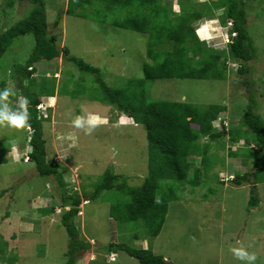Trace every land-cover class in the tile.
<instances>
[{"label": "rangeland", "instance_id": "rangeland-1", "mask_svg": "<svg viewBox=\"0 0 264 264\" xmlns=\"http://www.w3.org/2000/svg\"><path fill=\"white\" fill-rule=\"evenodd\" d=\"M7 1L0 0V34L29 16L34 7L31 0H13L11 6ZM170 1L163 0V3L173 2ZM174 1L175 4L168 5L167 9L179 11L177 0ZM244 1L249 35L257 50V56L248 63L253 71L240 75L235 65L230 64L234 69L227 80L147 81L149 100H187L199 106L225 104L227 109L220 112L219 118L231 128L241 121L248 105V94L253 91L263 93V97L256 98L264 117V81H260L264 78V0ZM44 2L50 35L60 38V45L69 48L74 56L99 67L109 85L124 87L130 79L143 76V66L150 61L146 54L149 37L112 24L116 17H124L126 10L115 14L99 4L101 12H96L92 6L87 8L88 17L83 18L67 14L68 0ZM221 15L222 10L195 24L198 39H205L219 51L226 47L229 39L225 26L220 23ZM34 43L32 34L20 36L0 58V88L7 86L13 90L17 87L14 66L26 61ZM36 66L39 71L33 75L35 88L45 87L46 77L56 79L52 80H55L57 96L43 97L40 107L41 113L48 117L45 121L48 153L50 159L59 164L68 191L87 199L107 169L127 177L131 186L142 185L148 175L145 127L118 123L121 112L96 99L102 96V90L95 76L78 70L70 61L65 63L63 56L39 61ZM244 80L250 81L249 86ZM4 81L6 84L2 86ZM74 90L77 92L73 96L67 93ZM59 91L62 94H58ZM89 112L99 116L100 123L86 134L71 122L77 115ZM219 118L214 122L218 130L222 128ZM129 121L133 123L132 119ZM25 138L24 128L0 125V192L6 190L0 198V246H3L0 264H65L70 236L61 222L59 191L62 188L55 196H50L59 183H48L38 175L34 164L28 160L31 147ZM209 143V166L199 176L198 185H189L186 192L178 190V198L171 201L164 226L155 238L147 234L141 222L139 225L120 224L110 217L112 204L123 200L114 189L81 204L75 222L81 240L90 249L75 254L76 264H139L136 258L116 247L119 243L151 249L175 264H240L229 251L230 247L252 244L248 250L257 253L256 264H264V183L257 184L259 205L248 210L252 185L248 182L237 185L230 176L250 170L252 160L234 158L229 153L232 143L227 136ZM252 143L251 140L250 145ZM246 145L241 142L240 153L248 151ZM161 186L169 187L167 180H163ZM52 205L56 206L54 212L42 213ZM8 211L10 219L5 216ZM112 244L115 250L112 251L117 254L113 262L109 259Z\"/></svg>", "mask_w": 264, "mask_h": 264}, {"label": "trees", "instance_id": "trees-1", "mask_svg": "<svg viewBox=\"0 0 264 264\" xmlns=\"http://www.w3.org/2000/svg\"><path fill=\"white\" fill-rule=\"evenodd\" d=\"M22 1V0H19ZM34 4L29 16L0 34V58L11 48L14 41L23 35L32 34L34 46L30 56L23 64L14 66L13 76H16L17 87L13 89L16 99L20 96L29 100L30 127L24 128L25 142L32 148L28 154L29 161L34 164L38 175L53 184L59 183L50 196H55L60 188L59 202L61 222L70 236V249L67 252L68 260L65 264H75V254L81 250L90 249L81 240L80 232L75 219L80 212L82 197L76 192L68 191L59 164L50 159L48 153V139L45 133L47 116L41 113L38 107L43 97L56 95V86L52 79L45 78V87L35 88L34 74L39 69V61H51L63 56L65 63L72 62L80 71L95 76V81L102 90V96L96 98L113 105L120 112L129 115L136 124L143 125L148 140V175L140 186H131L128 178L107 169L87 198L96 199L105 191L116 190L123 196V200L112 204L110 217L120 224L141 222L147 234L157 237L166 220L171 201L178 198V190L186 192L189 185H198L197 180L203 170L209 165L210 141L227 136L232 145L229 147L234 158L246 157L251 159L250 170H245L234 176L232 180L237 185L250 183V197L248 210L260 203L257 184L264 183V117L259 111L256 97H263V93L249 92L248 105L241 121L231 128L222 125L218 130L213 122L219 118L220 112L226 111L225 104H210L199 106L187 100H149L146 91V82L165 79H218L227 80L232 69L243 75L252 72L248 63L257 56L248 31V14L245 10L244 0H177L179 11L168 8L175 4H164L163 0H68L67 14L85 18L88 9L94 7L101 12L100 5L119 14L126 10L124 17H116L112 24L146 34L147 57L143 66V76L134 77L124 87L116 88L109 85L99 67L93 66L83 58L74 56L69 48L61 46L60 38L50 35L48 28V15L44 0H31ZM192 1V2H190ZM13 0H8L10 6ZM203 4V5H202ZM222 10L220 23L228 27L230 33L237 34L232 37L222 50H216L204 41H200L196 34L195 24L204 20L206 16H213ZM225 14V15H224ZM235 65L231 69V66ZM44 79V77H43ZM261 83L264 78H260ZM249 86V82L244 80ZM6 82H2L4 86ZM62 86V84H61ZM78 87V81L75 80ZM34 87V88H33ZM60 90V89H58ZM77 90L67 91L73 96ZM58 94H62L60 91ZM62 96V95H61ZM252 138V139H250ZM204 139H207L206 142ZM246 139L245 141H243ZM252 140V144L250 142ZM241 142L247 144V152L240 153ZM236 146V148H234ZM228 147V146H227ZM205 173V172H204ZM54 178L52 179V177ZM191 178V179H190ZM167 180L168 186H161ZM54 181V182H52ZM52 186V185H51ZM194 192L195 190H190ZM6 190L0 192V198ZM49 193V192H48ZM54 205L42 213L54 212ZM10 219L11 212L5 214ZM12 236L15 235L12 233ZM109 246V251L114 250ZM116 247L125 250L129 256L136 258L139 264H175L166 260L162 254H156L151 249L132 248L122 243ZM3 246H0V250ZM115 251V250H114Z\"/></svg>", "mask_w": 264, "mask_h": 264}, {"label": "clouds", "instance_id": "clouds-1", "mask_svg": "<svg viewBox=\"0 0 264 264\" xmlns=\"http://www.w3.org/2000/svg\"><path fill=\"white\" fill-rule=\"evenodd\" d=\"M229 26H231V23H228V25L223 27L226 30L227 37H229L227 43L230 42L232 40V37H235L237 34L235 31L230 33V31L228 30ZM200 41L206 42L205 39H202ZM51 78H55V77H51ZM15 96H16L15 91L10 89L9 87L5 86L4 88H0V125H6L8 127L16 128V129L30 127V124H29V120H30L29 100L27 97H24V96H20L16 99H10V97H15ZM55 96H57V95H55ZM51 97H54V96H51ZM42 104L43 103H41L38 106L40 109H41L40 106ZM124 117L127 119V121L124 119ZM129 119H132V118L129 115L121 112V115L117 119V122L122 124V125L136 124L134 121H133V123H131L129 121ZM217 120H215V121H217ZM219 120H220L219 122L221 123L220 127H222V125H223L222 120L220 118H219ZM214 122H213V124H214ZM71 123L75 128L83 129L86 134H90L95 129V127H97L98 124L100 123V118H99V116L89 112V113L77 115L72 120ZM214 127H217V126L214 125ZM251 146H254V145L251 144ZM31 150H32V148H31ZM28 160H29V157H28ZM234 176L235 175L230 176V180H233ZM222 181H224V178L222 179ZM87 202H88V200L84 199L82 204H86ZM78 215H80V212L78 213ZM250 248H252V244L245 245V244L241 243L239 246L230 247L229 251L232 253V256L237 261L240 262V264H256L257 259H258V255L255 251H249L248 249H250ZM76 257L77 256H75V258ZM109 259L112 262L116 261L117 254L114 251H110ZM77 261H78V259L76 258V262ZM76 262H75V264H76Z\"/></svg>", "mask_w": 264, "mask_h": 264}]
</instances>
